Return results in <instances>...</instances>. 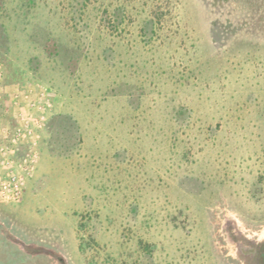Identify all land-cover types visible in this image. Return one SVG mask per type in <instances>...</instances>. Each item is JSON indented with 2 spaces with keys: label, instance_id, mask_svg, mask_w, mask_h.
I'll list each match as a JSON object with an SVG mask.
<instances>
[{
  "label": "rangeland",
  "instance_id": "rangeland-1",
  "mask_svg": "<svg viewBox=\"0 0 264 264\" xmlns=\"http://www.w3.org/2000/svg\"><path fill=\"white\" fill-rule=\"evenodd\" d=\"M71 1L0 8V124L17 92L53 100L22 196L0 201V264H133L139 238L164 240L162 264L262 263L264 0H90L80 20ZM59 113L82 134L69 157L45 146Z\"/></svg>",
  "mask_w": 264,
  "mask_h": 264
},
{
  "label": "built area",
  "instance_id": "built-area-1",
  "mask_svg": "<svg viewBox=\"0 0 264 264\" xmlns=\"http://www.w3.org/2000/svg\"><path fill=\"white\" fill-rule=\"evenodd\" d=\"M14 95L13 125L0 124V201L19 199L32 176L40 151L47 115L53 109L51 90L29 88Z\"/></svg>",
  "mask_w": 264,
  "mask_h": 264
},
{
  "label": "trees",
  "instance_id": "trees-1",
  "mask_svg": "<svg viewBox=\"0 0 264 264\" xmlns=\"http://www.w3.org/2000/svg\"><path fill=\"white\" fill-rule=\"evenodd\" d=\"M72 1H71V6L73 8V11L75 12L74 17L75 18L77 17L80 20L83 18V15L85 13L84 11L86 10V7L88 6L90 0H72ZM2 4H3V0H0V8ZM124 15H126L125 10L119 11L118 9H115L110 14V17L112 18L113 23L119 25L122 22H124L125 19ZM144 23L145 24L150 23L153 25L152 32H155L158 29L154 26L156 24V21L153 19H147ZM143 29L144 28H142V32L145 33V30ZM141 38L143 39L144 42H149L148 40L150 39V36L143 34ZM47 49L49 50L50 53L53 52L52 48H47ZM187 112L188 110L184 107L177 109L176 122H175L176 125H175L174 133H177V131L180 129L186 130L189 127V124L185 122L186 121L185 118H182V116H184ZM203 131L207 139H211V138L213 139L214 135L216 134V130L213 129L210 124L206 126ZM44 140H45L46 149L50 154L61 157H69L79 152L83 139L79 124L74 119V117L66 113H59V114H55L50 118L48 125L44 131ZM226 169L228 170V168ZM227 173L228 172L225 171V174ZM212 175L213 174L210 173L208 177H203L200 180V182H202V187L199 188V190L202 195H205L204 194L205 190L211 189L210 186L212 185L211 183L213 181ZM183 225L184 224L181 220L180 222H175L173 224V227L182 228ZM138 247L139 250L136 257L133 260V264H162V259L160 258L159 250L165 247L164 240L162 241L159 240V238H157L151 241L148 239L139 238ZM201 254H202L201 257L202 259L204 258L203 257L204 253ZM177 259L179 260V256ZM178 260L171 257V259H168L166 261H168L169 264H173L175 262L177 263Z\"/></svg>",
  "mask_w": 264,
  "mask_h": 264
},
{
  "label": "flooded vegetation",
  "instance_id": "flooded-vegetation-1",
  "mask_svg": "<svg viewBox=\"0 0 264 264\" xmlns=\"http://www.w3.org/2000/svg\"><path fill=\"white\" fill-rule=\"evenodd\" d=\"M260 258L262 260V263L260 262L259 264H264V252L260 255Z\"/></svg>",
  "mask_w": 264,
  "mask_h": 264
}]
</instances>
